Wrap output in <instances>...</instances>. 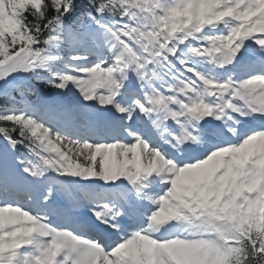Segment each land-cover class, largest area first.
<instances>
[{"label": "snow or ice", "instance_id": "1", "mask_svg": "<svg viewBox=\"0 0 264 264\" xmlns=\"http://www.w3.org/2000/svg\"><path fill=\"white\" fill-rule=\"evenodd\" d=\"M0 264H264V0H0Z\"/></svg>", "mask_w": 264, "mask_h": 264}]
</instances>
